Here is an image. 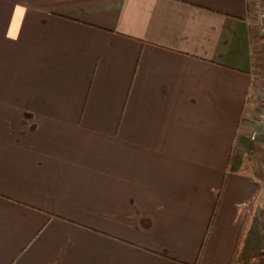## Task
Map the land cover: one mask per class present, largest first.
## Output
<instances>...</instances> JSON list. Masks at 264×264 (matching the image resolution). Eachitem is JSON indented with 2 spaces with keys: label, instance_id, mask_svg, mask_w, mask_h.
Listing matches in <instances>:
<instances>
[{
  "label": "crops",
  "instance_id": "0c3cea01",
  "mask_svg": "<svg viewBox=\"0 0 264 264\" xmlns=\"http://www.w3.org/2000/svg\"><path fill=\"white\" fill-rule=\"evenodd\" d=\"M263 91L252 0H0V264H228Z\"/></svg>",
  "mask_w": 264,
  "mask_h": 264
},
{
  "label": "trees",
  "instance_id": "16d2710c",
  "mask_svg": "<svg viewBox=\"0 0 264 264\" xmlns=\"http://www.w3.org/2000/svg\"><path fill=\"white\" fill-rule=\"evenodd\" d=\"M259 194L260 187L257 185L254 195L247 205L248 211L245 215L237 244L228 264H262L264 260L262 223L254 212V205L257 202Z\"/></svg>",
  "mask_w": 264,
  "mask_h": 264
},
{
  "label": "built area",
  "instance_id": "2783aa9c",
  "mask_svg": "<svg viewBox=\"0 0 264 264\" xmlns=\"http://www.w3.org/2000/svg\"><path fill=\"white\" fill-rule=\"evenodd\" d=\"M252 3L256 26L264 37V0H252ZM260 118L264 122V91L261 96ZM253 138H256V132H254Z\"/></svg>",
  "mask_w": 264,
  "mask_h": 264
},
{
  "label": "rangeland",
  "instance_id": "374dc122",
  "mask_svg": "<svg viewBox=\"0 0 264 264\" xmlns=\"http://www.w3.org/2000/svg\"><path fill=\"white\" fill-rule=\"evenodd\" d=\"M264 134V131L262 132H257L256 133V139L258 137L262 138V135ZM264 166V164H263ZM264 172V168H263ZM253 175L255 177V181L257 182L258 185H260V194L258 197V200L254 206V211L257 214V216L260 218L261 223H262V228H263V236H264V173L260 174L257 173V171L253 172ZM262 264H264V260L262 261Z\"/></svg>",
  "mask_w": 264,
  "mask_h": 264
}]
</instances>
